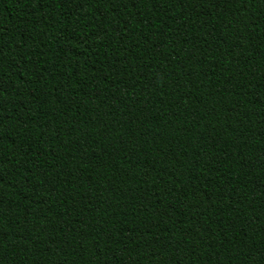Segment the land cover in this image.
<instances>
[{"label":"trees","instance_id":"16d2710c","mask_svg":"<svg viewBox=\"0 0 264 264\" xmlns=\"http://www.w3.org/2000/svg\"><path fill=\"white\" fill-rule=\"evenodd\" d=\"M0 264H264V0H0Z\"/></svg>","mask_w":264,"mask_h":264}]
</instances>
